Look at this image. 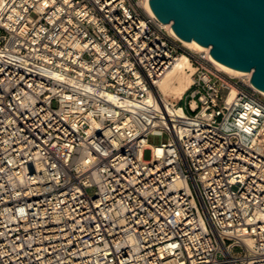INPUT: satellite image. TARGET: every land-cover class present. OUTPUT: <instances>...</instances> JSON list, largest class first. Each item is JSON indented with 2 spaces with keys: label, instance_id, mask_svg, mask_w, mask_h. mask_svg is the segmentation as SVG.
<instances>
[{
  "label": "built area",
  "instance_id": "1",
  "mask_svg": "<svg viewBox=\"0 0 264 264\" xmlns=\"http://www.w3.org/2000/svg\"><path fill=\"white\" fill-rule=\"evenodd\" d=\"M145 4L0 0V264H264V92Z\"/></svg>",
  "mask_w": 264,
  "mask_h": 264
},
{
  "label": "water",
  "instance_id": "2",
  "mask_svg": "<svg viewBox=\"0 0 264 264\" xmlns=\"http://www.w3.org/2000/svg\"><path fill=\"white\" fill-rule=\"evenodd\" d=\"M156 16L172 21L184 39L210 46L218 60L251 71L264 90V0H150Z\"/></svg>",
  "mask_w": 264,
  "mask_h": 264
},
{
  "label": "bare ground",
  "instance_id": "3",
  "mask_svg": "<svg viewBox=\"0 0 264 264\" xmlns=\"http://www.w3.org/2000/svg\"><path fill=\"white\" fill-rule=\"evenodd\" d=\"M145 6L150 13L156 15L155 11L153 10V8L150 4V0H146ZM170 22H172V21H170ZM172 30L184 42L185 45L191 46L197 50H203V49L209 50L210 59L214 63H216L222 70L229 72L233 75H245V74L252 73L251 71L242 70V69L230 66V65L218 60L217 58H215L211 54L210 46L200 43L195 38H193L191 40H187V39L182 38L174 29L173 23H172ZM194 70H195L194 65L191 63V60L189 59V57L185 53L179 55L178 57H176L173 60L172 65L165 70L163 75L157 80V82L155 83V85L153 87L154 95L160 96L162 99L161 106L163 108H164V106H166L168 109L173 111V114H177L178 112H182L181 108L175 107L176 109H174V107L172 105V102H174V101L168 102L167 99L162 96V94L163 93L166 94V93H169V92L175 91V90H179L180 93H182V92L184 93L185 90L191 84L192 73L194 72ZM262 91L264 92V90H262ZM177 94H179V93H177ZM152 98L154 100V96Z\"/></svg>",
  "mask_w": 264,
  "mask_h": 264
},
{
  "label": "rangeland",
  "instance_id": "4",
  "mask_svg": "<svg viewBox=\"0 0 264 264\" xmlns=\"http://www.w3.org/2000/svg\"><path fill=\"white\" fill-rule=\"evenodd\" d=\"M187 47H189L190 49L192 50H196L194 49L193 47L191 46H188L186 45ZM179 93V94H177ZM183 92L180 93L179 90H175V91H171L169 93H163L162 96L165 97L167 99L168 102H171V101H175L177 100L178 98H180V96H182ZM182 104L185 103L184 100L181 101ZM167 138V135L166 134H150L149 137H148V141L151 142V143H161L163 140H165ZM151 149L150 148H147L145 149L144 151V156L146 158H149L151 156Z\"/></svg>",
  "mask_w": 264,
  "mask_h": 264
}]
</instances>
